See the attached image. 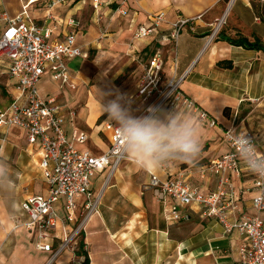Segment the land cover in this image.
<instances>
[{
  "label": "crops",
  "instance_id": "obj_1",
  "mask_svg": "<svg viewBox=\"0 0 264 264\" xmlns=\"http://www.w3.org/2000/svg\"><path fill=\"white\" fill-rule=\"evenodd\" d=\"M50 1L39 0L29 4V0H0V37L5 26L4 18L15 19L25 13L29 21L52 29V37L63 41L68 32L66 22L72 18L76 21V47L81 50L82 55L67 60L66 65L68 67L74 59L81 60L74 72L68 67L69 73H77L87 58L83 40H89L94 31L92 26L84 34L82 15L85 8L90 7L94 11L95 0H69L52 9L49 8ZM97 1L101 3L98 14L103 5L115 9L117 3L125 2L127 15L121 19L125 22L124 29L132 36L138 28L151 26V16L164 13L165 20L153 37L137 40V46L140 47L137 52L146 50L151 43L158 44L159 48L155 51H161L163 56L164 81L167 83L172 79H181V92L213 120L222 124V127H215L220 134V145L215 157L227 151L222 140V129L231 126L252 131L256 136L258 150L264 153L257 139L264 138V50H247L229 45L226 41L244 38L250 43L259 41L264 46V0ZM48 15L52 18L49 19ZM198 17L201 18L195 20L193 26H187L181 32L179 47L175 48L170 40L172 24L181 18ZM93 22L96 23L94 20ZM219 22V33L209 41L213 27ZM219 63H222L221 67L218 66ZM228 64L232 68L224 69ZM45 79L55 82L51 74L46 72L37 85L40 95L39 85ZM13 88L14 83L8 77V60L2 57L0 110L4 111L9 107ZM55 94L41 97L54 98L58 105L65 107L64 127L67 137L71 139L72 132L83 133L87 137L84 144L74 142V148L90 152L94 156L104 154L109 149L112 136L107 125L113 123L108 118H103L105 113H102V105L91 99L80 114L77 112L71 118L67 110L75 111V108L63 103ZM225 109L231 110L232 120L224 117ZM85 111L87 123L82 121ZM81 124L91 132L87 133L79 128ZM21 145L24 148L20 151V159L22 160L23 152L30 157L31 164H25L38 168L41 181L38 189L27 195L20 190L11 189L10 192L4 185L11 196H16L13 203L9 202L7 193H0V264H240L238 251L241 238L237 234L225 235L216 221L201 219L198 215H193L189 222H173L168 214L171 203L167 206L159 203L149 188V183L145 191H140L136 183L125 178V168L128 167L125 162H132L129 159L119 164L109 180V167L96 172L91 180L90 190L98 193L107 183L102 194L104 197L107 193L104 210L99 209L74 244L61 251L57 259L50 263V254L40 251L38 245L51 244L53 250H56L63 239L62 229L58 227L55 231L44 233L45 238L40 239L41 233L36 227H26L28 217L21 208L27 198L46 196L48 193L40 168L41 153L38 148L27 145L23 131L12 128L0 156L7 151L13 153ZM203 165L190 167L195 171L190 176L186 174L185 179L202 192L214 191V178L200 180L196 173ZM183 170L170 172V175H177ZM146 171L165 177L160 168ZM116 173L118 179L113 182ZM100 179L103 182L97 190ZM250 199L251 194L245 193L241 200L247 212H250ZM61 203L56 206L59 214H62ZM83 203V197L77 199L75 222L67 226L68 231L80 220L84 211ZM84 257L87 258V263H83Z\"/></svg>",
  "mask_w": 264,
  "mask_h": 264
},
{
  "label": "built area",
  "instance_id": "obj_2",
  "mask_svg": "<svg viewBox=\"0 0 264 264\" xmlns=\"http://www.w3.org/2000/svg\"><path fill=\"white\" fill-rule=\"evenodd\" d=\"M39 0H29L33 4ZM69 0H51L49 8L67 3ZM101 6L97 0L93 3L94 12ZM114 12L127 15L125 2L117 5ZM51 19L52 16L48 15ZM197 19H179L172 24L170 40L177 46L181 32L187 26H193ZM165 20V14L151 16V26L138 28L134 33L136 40L153 37ZM5 26L0 37V58L8 60V77L14 83L10 93V105L0 110V153L12 128L24 132L27 145L36 147L41 153L40 168L48 187L46 196L29 197L21 204L28 217L26 227H36L44 233L62 229L63 239L56 250L51 244L38 245V249L50 254V263L54 262L61 251L70 248L84 232L88 221L98 214L103 189L98 193L90 190V183L96 172L109 167L110 175L124 160H131L123 151V145L113 124L107 125L112 131L109 149L100 156L87 151H77L74 142L84 144L87 137L83 133L72 132L71 139L65 131V107L58 105L54 98L44 99L38 91L40 78L49 72L55 81L66 83L68 67L66 61L81 57V50L76 47V21L70 18L67 22V34L63 41L52 37V29L41 27L29 21L25 13L15 19L4 18ZM217 23L211 32L209 41L220 30ZM11 33V35H9ZM163 56L156 51L145 68L137 89V97L145 102L156 96L155 107L180 103L187 110L198 113L202 122L210 127H217L216 121L196 103L187 98L180 90L181 79L167 82L161 88ZM74 118L75 111L67 110ZM242 133L255 145L257 154L264 156L257 148L256 136L247 129L235 126L222 129V140L227 151L210 160L196 173L200 180L213 177L215 189L202 192L198 187L189 184L185 175L194 173L193 168L184 169L177 175L161 167L165 175L161 178L149 172V188L159 203L167 206L171 203L168 214L175 223L189 222L193 215L205 220H214L221 225L225 235L237 234L241 238L239 247L240 264H264V177L250 171L240 159L239 149L232 134ZM251 194L250 212L242 205V196ZM83 197L84 211L74 228H66L75 222L76 201ZM62 202V203H61ZM61 203L62 214L56 206Z\"/></svg>",
  "mask_w": 264,
  "mask_h": 264
},
{
  "label": "rangeland",
  "instance_id": "obj_3",
  "mask_svg": "<svg viewBox=\"0 0 264 264\" xmlns=\"http://www.w3.org/2000/svg\"><path fill=\"white\" fill-rule=\"evenodd\" d=\"M121 2L117 3L120 5ZM116 5V4H115ZM110 8V9H109ZM112 6L102 7L100 13L92 11L90 7L85 8L82 15V25L87 30L93 26L94 31L92 37L83 40L84 49L87 51V58L83 62L79 72L68 73L66 83L60 81H52L45 79L40 85L41 95H55L63 103L75 108V113L86 108L89 100L95 99L102 106L106 105L110 100L121 97L127 107L134 116L147 115L149 108L155 107L158 99L152 97L149 101H144L137 97V86L140 84L145 68L149 65L151 56L155 50L159 48L158 44L151 43L148 48L142 52H137L140 47L137 46V40L124 29L125 22L121 19L124 16L118 12H114ZM93 20L96 22L94 23ZM123 29V32H122ZM180 39V38H179ZM180 40L177 43L179 47ZM176 48V47H175ZM153 54V55H152ZM81 60L74 59L68 64L71 71L78 69ZM163 76V74H162ZM59 85V87H58ZM166 85L163 77L161 79V88ZM58 88V90H57ZM177 109L184 114L194 116L200 123V138L202 151L199 157L192 163H184L180 161H172L165 167L169 172L190 167H198L208 163L218 154L220 145V134L217 129L210 127L207 123L202 122L198 117V113L187 110L180 103L168 104L162 106L165 112ZM227 120H232L231 110L226 112L224 116ZM103 118H108L105 113ZM102 118V119H103ZM82 121L87 123V112L83 113ZM217 125H222L217 123ZM237 124V121L236 123ZM83 131L91 132L83 124L80 125ZM222 127V126H221ZM92 139L93 136H92ZM259 146L264 149V138H257ZM24 148L22 145L15 148L13 153L8 151L0 156V162L8 166V170L2 179H0V193L8 194L9 202L16 201V196H11V189L20 190L22 194L27 195L34 193L38 189L41 181L40 172L36 166L26 165L30 163V157L23 152L22 160L20 159V151ZM128 167L125 168V178L136 183V187L140 191H145L149 183V176L145 169L138 167L133 161L125 162ZM118 179L116 173L113 182ZM103 180L98 181L97 190L100 188ZM4 185L7 186L4 188ZM107 195V193L105 194ZM102 196L98 210H104L105 196Z\"/></svg>",
  "mask_w": 264,
  "mask_h": 264
},
{
  "label": "clouds",
  "instance_id": "obj_4",
  "mask_svg": "<svg viewBox=\"0 0 264 264\" xmlns=\"http://www.w3.org/2000/svg\"><path fill=\"white\" fill-rule=\"evenodd\" d=\"M101 109L119 133L124 153L141 169H159L172 161L192 163L202 151L199 121L176 108L165 112L152 107L147 115L134 116L118 96ZM232 134L240 159L250 171L264 177V156L257 154L249 137L235 131ZM7 170L0 162V179Z\"/></svg>",
  "mask_w": 264,
  "mask_h": 264
},
{
  "label": "trees",
  "instance_id": "obj_5",
  "mask_svg": "<svg viewBox=\"0 0 264 264\" xmlns=\"http://www.w3.org/2000/svg\"><path fill=\"white\" fill-rule=\"evenodd\" d=\"M225 1L227 2L228 0H225ZM226 41L229 45L242 47V48L247 49V50H255V49L256 50H264V46H262L259 41H255L253 43H250L244 38L227 39ZM218 66L221 67L222 63H219ZM231 68H232L231 64H228L227 67H225L224 69H231ZM227 111H228V109L224 110V115L226 114ZM83 263H87L86 257H84Z\"/></svg>",
  "mask_w": 264,
  "mask_h": 264
},
{
  "label": "snow or ice",
  "instance_id": "obj_6",
  "mask_svg": "<svg viewBox=\"0 0 264 264\" xmlns=\"http://www.w3.org/2000/svg\"><path fill=\"white\" fill-rule=\"evenodd\" d=\"M9 35H11V33Z\"/></svg>",
  "mask_w": 264,
  "mask_h": 264
}]
</instances>
